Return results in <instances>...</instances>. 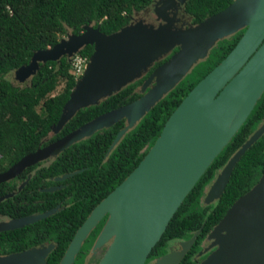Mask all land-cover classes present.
<instances>
[{"label": "water", "instance_id": "water-1", "mask_svg": "<svg viewBox=\"0 0 264 264\" xmlns=\"http://www.w3.org/2000/svg\"><path fill=\"white\" fill-rule=\"evenodd\" d=\"M158 20L157 27L132 22L109 35L100 32L99 25L88 24L78 34L67 35L54 46L34 52L27 65L15 70L16 80L23 83L47 62L58 63L62 58L70 59L86 46L93 47L57 124L51 127L45 139L47 142L79 110L99 105L146 76L156 63L170 56L148 75L140 98L101 114L22 157L0 174V183L125 120L126 125L116 134L110 152L219 41L244 30L226 57L172 112L137 167L90 212L76 230L59 264H73L82 244L106 216L92 247L95 252L109 243L98 264H145L185 197L237 133L264 92V0H233L224 10L186 28L176 27L170 19L164 25L161 18ZM237 96L242 97L241 106L230 116L227 105ZM225 122L231 133L220 143L221 126ZM263 134L264 121L216 175L204 195V205L222 196L240 158ZM69 176L71 174L59 180ZM55 212L53 209L1 223L0 231L34 224ZM200 231L189 240L178 242V249L169 250L151 264H179ZM206 241L210 242L209 246L198 256L213 250L199 264H264V174L229 207ZM20 257L22 255L12 256L6 262L14 263Z\"/></svg>", "mask_w": 264, "mask_h": 264}, {"label": "trees", "instance_id": "trees-1", "mask_svg": "<svg viewBox=\"0 0 264 264\" xmlns=\"http://www.w3.org/2000/svg\"><path fill=\"white\" fill-rule=\"evenodd\" d=\"M153 0H0V171L6 170L22 157L56 141L101 114L127 105L142 96L144 79L170 56L156 63L143 78L129 84L97 106L79 110L63 129L44 142L51 127L60 118L77 78L66 58L40 66L30 85L15 87L5 76L27 65L34 52L52 47L70 34H78L83 26L99 25L100 32L109 35L129 24L131 16L148 7ZM233 0H187L185 10L193 25L229 6ZM244 30L219 41L208 56L170 91L145 117L127 132L110 151L116 134L126 125L122 120L92 137L63 151L44 169L43 178L79 171L63 181L61 190L37 193L45 211L56 205L63 209L34 225L48 232L57 248L48 264H57L76 230L90 212L111 193L140 163L159 137L172 112L190 90L203 79L233 49ZM175 49L174 52H176ZM92 46L77 54L89 60ZM59 80L64 87L51 95ZM264 121V92L246 121L213 160L170 220L161 239L148 256L151 264L165 255L173 243L189 240L201 229L191 249L179 264H199L198 257L206 237L223 218L229 207L248 192L264 174V134L252 145L233 169L222 196L210 205L203 204L204 195L219 171L234 153L249 139ZM83 169V171L81 170ZM41 187H45L40 185ZM39 187L32 181L26 189ZM3 203L0 204V206ZM103 220L83 243L74 264H83L89 254Z\"/></svg>", "mask_w": 264, "mask_h": 264}, {"label": "flooded vegetation", "instance_id": "flooded-vegetation-1", "mask_svg": "<svg viewBox=\"0 0 264 264\" xmlns=\"http://www.w3.org/2000/svg\"><path fill=\"white\" fill-rule=\"evenodd\" d=\"M158 2L159 0H153L148 7L140 12L134 13L131 16L129 23L142 22L157 27L160 24L158 19L161 18V24L163 25L166 23V20L169 19L176 27L186 28L189 25H193L192 17L187 14L185 10L187 0H163L161 4ZM67 60L70 63L71 59ZM32 78H30L29 84L27 85H30ZM145 80L146 78L144 79V81ZM142 84L140 86L139 92L141 91ZM44 142L46 141L44 140ZM58 156L34 164L29 168H26L16 177L6 182L0 183V204L3 203L0 206V224L29 216H36L53 209H56V212L54 213L56 214L63 209L61 205H56L46 209L45 211H39V209L43 208L45 204L37 195V193L41 192L52 193L61 190L64 187L63 185H61V183L80 171L79 170L73 173H67L61 176H51L48 179L43 178V175L46 174L44 169L49 168ZM11 166H6V170L0 171V174L6 172ZM81 170L83 171V169ZM69 174H71V176H69L68 178L59 180L63 176ZM38 180L39 187L26 189L32 181ZM40 185L45 187H41ZM56 187L59 188L54 191H46L48 189ZM106 219L107 216L103 219L104 222L99 232L101 231ZM34 224L7 231H0V264H48V260L52 258V254L57 248V243L56 241L49 238L48 232L43 231L41 226H37ZM205 244L203 246V249H205L208 245ZM107 246L108 245L106 244L102 248L97 249L95 252H93L91 248L89 254L85 257L83 264H98L100 257L102 256ZM67 248L63 251L57 264L60 263ZM176 249H178V244L176 242L169 247V250ZM212 250H210V252ZM210 252H207L204 255L207 256ZM15 255H22V257H20L19 261H15L14 263L6 262V259Z\"/></svg>", "mask_w": 264, "mask_h": 264}, {"label": "rangeland", "instance_id": "rangeland-1", "mask_svg": "<svg viewBox=\"0 0 264 264\" xmlns=\"http://www.w3.org/2000/svg\"><path fill=\"white\" fill-rule=\"evenodd\" d=\"M66 36L67 35H65V36H63L62 38H66ZM73 57V56H72ZM71 57V58H72ZM70 58V59H71ZM67 59V58H66ZM5 79L6 80H8L9 82H11L12 83V85L13 86H15V87H24V86H26L27 84H29V80H30V78H28V79H26L23 83L22 82H19V81H17L16 80V78H15V71L14 72H12V73H9V74H7L6 76H5ZM63 87H64V81L63 80H59L58 81V83H57V87H56V89H55V91L51 94V95H56V94H58L59 92H61V90L63 89ZM206 243V244H205ZM205 245H207L206 246V248L209 246V244H210V242H208V241H205ZM109 244V243H108ZM107 244V245H108ZM106 250V249H105ZM105 250H104V252H105ZM104 252H103V254H104ZM208 252H210V251H208ZM103 254H102V256H103ZM206 254V253H205ZM102 256L100 257V259L102 258Z\"/></svg>", "mask_w": 264, "mask_h": 264}, {"label": "bare ground", "instance_id": "bare-ground-1", "mask_svg": "<svg viewBox=\"0 0 264 264\" xmlns=\"http://www.w3.org/2000/svg\"><path fill=\"white\" fill-rule=\"evenodd\" d=\"M241 103H242L241 96H237L232 101L229 102V104L227 105V112L230 113V116L239 109V107L241 106ZM221 128H222V131H221L220 143L225 138H227L231 133V130L227 127L226 122L224 125L221 126Z\"/></svg>", "mask_w": 264, "mask_h": 264}, {"label": "built area", "instance_id": "built-area-1", "mask_svg": "<svg viewBox=\"0 0 264 264\" xmlns=\"http://www.w3.org/2000/svg\"><path fill=\"white\" fill-rule=\"evenodd\" d=\"M88 60L86 57H83L79 54H75L70 61L71 64V72L72 74L79 79L83 74L86 64Z\"/></svg>", "mask_w": 264, "mask_h": 264}]
</instances>
